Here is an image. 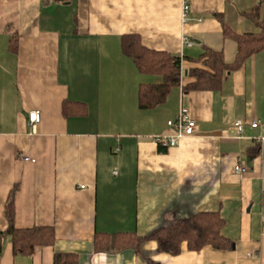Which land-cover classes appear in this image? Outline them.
Masks as SVG:
<instances>
[{
	"label": "crops",
	"instance_id": "0c3cea01",
	"mask_svg": "<svg viewBox=\"0 0 264 264\" xmlns=\"http://www.w3.org/2000/svg\"><path fill=\"white\" fill-rule=\"evenodd\" d=\"M257 6L264 0H190L182 22L181 0H0V264H53L55 253L77 264H264V50L217 89L184 88L205 48L234 61L224 29L256 32L248 14ZM126 34L180 58L179 85L154 108L138 107V88L162 77L138 71L122 51ZM32 110L41 119L30 125ZM180 110L194 134L160 148L153 135L168 133ZM235 119L260 124L237 139L227 132ZM12 189L14 226L54 237L31 255L14 252L5 233ZM202 212L221 217L233 248L183 241L170 255L147 239L140 252L95 250L96 234L147 236Z\"/></svg>",
	"mask_w": 264,
	"mask_h": 264
},
{
	"label": "trees",
	"instance_id": "16d2710c",
	"mask_svg": "<svg viewBox=\"0 0 264 264\" xmlns=\"http://www.w3.org/2000/svg\"><path fill=\"white\" fill-rule=\"evenodd\" d=\"M248 16L257 25L258 30L256 32L239 34L228 28L224 29L226 36L236 43L234 61L228 63L224 60L221 51L205 48L201 54L203 66L188 70V74L194 80L184 86L186 90L219 88L227 72L241 67L244 61L255 52L264 50L263 7H254ZM121 47L123 53L132 59L140 73L160 74L162 77L159 83L139 85L138 107L140 109H151L163 103L170 89L180 83V58L164 51L148 49L140 43L138 36L133 34L122 36ZM67 109L68 104L66 102L63 106V112L66 113ZM13 192L12 189L6 202L5 215L8 226L5 233L11 236L14 252L31 255L38 246L51 243L54 237L48 227L16 228L14 226ZM222 224L223 221L217 213H196L171 225L161 227L147 236L129 233L103 237L96 234L94 247L97 251H113L133 247L137 252H140L142 242L153 239L157 242L158 249L161 252L170 255L179 253L180 244L183 241H186L190 250H199L205 245H211L216 249H231L233 248V242L220 233ZM53 264H77V258L74 254L55 253ZM147 264L158 263L147 259Z\"/></svg>",
	"mask_w": 264,
	"mask_h": 264
},
{
	"label": "built area",
	"instance_id": "2783aa9c",
	"mask_svg": "<svg viewBox=\"0 0 264 264\" xmlns=\"http://www.w3.org/2000/svg\"><path fill=\"white\" fill-rule=\"evenodd\" d=\"M190 10V0H181V8H180V16L182 22L187 21L188 13ZM183 44L184 45H191L192 40L183 36ZM41 115L38 110L29 111L27 114V121L30 125L36 124L40 122ZM260 124L259 119H250V120H243V119H235L232 121L231 126L228 129V136L233 138H242L244 137L245 129L247 126L249 127H256ZM169 132L168 133H158L153 135V141L160 147V148H168L176 146L184 137L191 136L194 134L196 129V121L189 117L183 110H180L177 115L167 121L166 123ZM258 142L264 141V135L257 137ZM25 160L33 161L34 159L29 157H24ZM233 171L237 175H241L246 171V167L242 163H238L233 167Z\"/></svg>",
	"mask_w": 264,
	"mask_h": 264
}]
</instances>
